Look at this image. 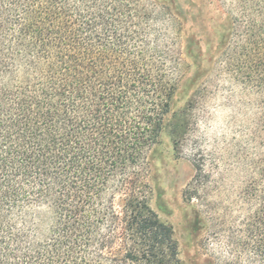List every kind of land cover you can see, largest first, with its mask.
<instances>
[{"label":"trees","instance_id":"obj_1","mask_svg":"<svg viewBox=\"0 0 264 264\" xmlns=\"http://www.w3.org/2000/svg\"><path fill=\"white\" fill-rule=\"evenodd\" d=\"M216 2L231 72L264 95V0ZM172 9L0 0V264H182L150 205L168 119L177 151L191 108L172 113L190 71L166 24L185 8ZM196 167L184 195L205 194L195 223L216 229L211 264H264V159L236 179L231 205L210 210L211 176Z\"/></svg>","mask_w":264,"mask_h":264},{"label":"rangeland","instance_id":"obj_2","mask_svg":"<svg viewBox=\"0 0 264 264\" xmlns=\"http://www.w3.org/2000/svg\"><path fill=\"white\" fill-rule=\"evenodd\" d=\"M162 1L171 9L176 2L185 8L184 17L174 15L176 19L171 17L166 24L168 36L189 47L185 62L190 71L185 72L178 87L172 113L191 108L186 134L177 151L173 140L175 122L171 116L168 119L155 160L156 187L150 205L162 221L173 227L182 264H211L206 244L211 250L216 248V229L204 234L195 223L205 194L202 191L188 203L184 192L195 184L199 174L196 164H200L211 176L209 210L214 202L232 204L235 182L252 174V162L264 159V95L232 73L224 55L226 43L221 40L228 16L216 0Z\"/></svg>","mask_w":264,"mask_h":264}]
</instances>
